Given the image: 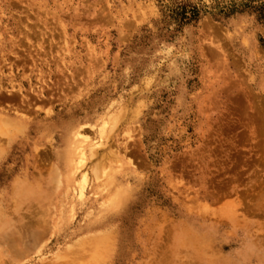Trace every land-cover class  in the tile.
<instances>
[{"label": "rangeland", "instance_id": "374dc122", "mask_svg": "<svg viewBox=\"0 0 264 264\" xmlns=\"http://www.w3.org/2000/svg\"><path fill=\"white\" fill-rule=\"evenodd\" d=\"M261 8L0 0V264H264Z\"/></svg>", "mask_w": 264, "mask_h": 264}, {"label": "bare ground", "instance_id": "6f19581e", "mask_svg": "<svg viewBox=\"0 0 264 264\" xmlns=\"http://www.w3.org/2000/svg\"><path fill=\"white\" fill-rule=\"evenodd\" d=\"M59 23V22H58ZM8 93V92H7ZM10 95V94H9ZM12 96V95H10ZM18 96V95H17ZM4 98V97H3ZM2 99V98H1ZM18 99V98H17ZM3 101V100H2ZM25 101V100H24ZM2 104V103H1ZM30 104V103H28ZM27 106V105H26ZM35 106V105H34ZM28 110V109H27ZM1 116V114H0ZM4 116V115H2ZM7 116V115H6ZM9 117V116H8ZM9 121V120H8ZM1 122V121H0ZM8 123V122H7ZM10 125V124H8ZM12 125V124H11ZM3 126V125H2ZM5 129V128H3ZM9 129V128H8ZM77 140V139H76ZM85 144V141H81V142H78V141H75L74 144H72L73 146L71 147L70 149V152L67 154L66 156V160L68 159V172H67V178H66V184L68 186V188L71 186V185H74L75 183H77L79 180L76 179L75 177V174L81 169V167L83 166L82 164L84 163L85 161V151H86V147L84 146ZM94 145L90 144L89 146V150L90 152L93 151L94 149ZM101 147V146H100ZM96 148V147H95ZM88 150V151H89ZM91 155V154H90ZM93 156V155H91ZM82 180H83V185L85 184L86 185V182H87V179H86V176L84 174V176H82ZM64 183V182H63ZM80 186V185H79ZM65 187V186H64ZM111 191V190H110ZM71 193V192H70ZM116 193V192H115ZM115 193L112 194V197L116 199V203L118 202L117 200V195H115ZM82 194V193H81ZM73 212V211H72ZM71 212V213H72ZM73 214V213H72ZM75 216V215H74ZM72 219V218H71ZM64 221V220H63ZM69 222V221H68ZM64 224V223H63ZM66 224V223H65ZM67 225V224H66ZM61 228V227H60ZM57 232H59V229L57 230ZM60 233V232H59ZM12 243V241L10 242ZM9 243V244H10ZM16 244V243H15ZM11 245V244H10ZM17 245V244H16ZM13 246V245H12ZM25 246V245H24ZM23 246V247H24ZM10 248V246H7ZM32 247V246H31ZM14 249V248H13ZM10 251V250H9ZM10 253H13L15 254L14 252H11ZM23 254V253H22ZM12 255V254H11ZM21 256V255H20Z\"/></svg>", "mask_w": 264, "mask_h": 264}, {"label": "trees", "instance_id": "16d2710c", "mask_svg": "<svg viewBox=\"0 0 264 264\" xmlns=\"http://www.w3.org/2000/svg\"><path fill=\"white\" fill-rule=\"evenodd\" d=\"M259 14H260V16H259L260 20H264V8H261Z\"/></svg>", "mask_w": 264, "mask_h": 264}]
</instances>
